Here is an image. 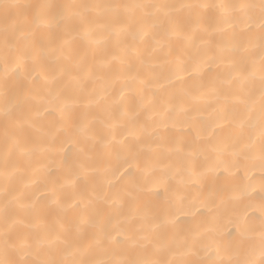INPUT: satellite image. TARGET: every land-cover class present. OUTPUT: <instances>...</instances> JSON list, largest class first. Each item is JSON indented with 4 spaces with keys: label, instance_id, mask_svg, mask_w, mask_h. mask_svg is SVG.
<instances>
[{
    "label": "bare ground",
    "instance_id": "bare-ground-1",
    "mask_svg": "<svg viewBox=\"0 0 264 264\" xmlns=\"http://www.w3.org/2000/svg\"><path fill=\"white\" fill-rule=\"evenodd\" d=\"M261 2L3 0L0 264H264Z\"/></svg>",
    "mask_w": 264,
    "mask_h": 264
},
{
    "label": "snow or ice",
    "instance_id": "snow-or-ice-1",
    "mask_svg": "<svg viewBox=\"0 0 264 264\" xmlns=\"http://www.w3.org/2000/svg\"><path fill=\"white\" fill-rule=\"evenodd\" d=\"M0 4H3V0H0ZM4 6H8V5H4ZM261 7H262V9H264V0H262V2H261Z\"/></svg>",
    "mask_w": 264,
    "mask_h": 264
}]
</instances>
